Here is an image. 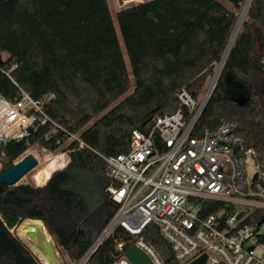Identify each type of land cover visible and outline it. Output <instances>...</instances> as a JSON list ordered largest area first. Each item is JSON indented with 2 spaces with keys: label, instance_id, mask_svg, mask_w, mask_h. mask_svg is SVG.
Returning a JSON list of instances; mask_svg holds the SVG:
<instances>
[{
  "label": "trees",
  "instance_id": "obj_1",
  "mask_svg": "<svg viewBox=\"0 0 264 264\" xmlns=\"http://www.w3.org/2000/svg\"><path fill=\"white\" fill-rule=\"evenodd\" d=\"M246 1L144 0L126 6L116 13L125 56L108 0H0V51L8 53L0 61V94L10 100L20 98L22 90L34 98L54 94L46 113L87 144L79 147L59 128L48 135L50 123L28 140L0 142V173L20 156L46 159L48 150L70 151V162L59 153L37 168L33 178L41 186L0 180V264H40L8 235L25 217L55 228L70 260L81 259L118 209L107 191L104 157L127 153L133 130L149 133L155 117L176 111L182 89L200 94ZM259 28L264 29V0H251L197 126L204 131L223 120L238 122L246 147L263 166L264 35H258ZM206 206L211 213L222 204ZM259 214L264 210L250 220ZM131 239L117 226L85 264H113L120 255L118 242L125 241L127 249ZM145 239L165 262L181 264L157 225L148 226Z\"/></svg>",
  "mask_w": 264,
  "mask_h": 264
},
{
  "label": "built area",
  "instance_id": "obj_2",
  "mask_svg": "<svg viewBox=\"0 0 264 264\" xmlns=\"http://www.w3.org/2000/svg\"><path fill=\"white\" fill-rule=\"evenodd\" d=\"M250 2L239 12L205 92L195 96L182 89L176 111L155 117L149 133L133 130L127 153L104 157L110 180L107 191L118 209L76 264H85L117 226L133 236L129 246L135 243L153 264H168L145 239L150 224L159 227L181 264L203 254L205 264H264V222L257 223L260 214L250 220L253 213L264 210L262 182L255 176L248 179L247 163L255 159V152L246 147L236 121L223 120L204 131L197 126ZM5 73L9 75L10 70ZM54 97L34 98L22 90L20 98L10 100L0 94V142L28 140L33 131L50 123L53 129L48 135L59 128L68 140L86 146L77 133L58 125L46 113L45 106ZM60 153H66L70 162L69 150ZM210 201L222 206L206 213ZM124 245L125 241L118 242L120 255L113 264H132Z\"/></svg>",
  "mask_w": 264,
  "mask_h": 264
},
{
  "label": "water",
  "instance_id": "obj_3",
  "mask_svg": "<svg viewBox=\"0 0 264 264\" xmlns=\"http://www.w3.org/2000/svg\"><path fill=\"white\" fill-rule=\"evenodd\" d=\"M139 2L132 1L131 5H135ZM243 98L242 95L237 96V100H243ZM37 164L38 159L33 154L26 155L25 157L20 156L14 162L13 166L0 173V180L7 185H17L24 175L36 167ZM263 222L264 215H260L257 218V223L260 225ZM15 227L19 238L11 231L12 229H10L8 231L10 240L22 242L32 252L40 264H64L65 261L53 238V235L56 233L55 228L48 227L42 219L28 217L21 219ZM125 255L132 264H153L146 252L135 243L127 248ZM205 261L206 255L203 254L189 264H205Z\"/></svg>",
  "mask_w": 264,
  "mask_h": 264
},
{
  "label": "rangeland",
  "instance_id": "obj_4",
  "mask_svg": "<svg viewBox=\"0 0 264 264\" xmlns=\"http://www.w3.org/2000/svg\"><path fill=\"white\" fill-rule=\"evenodd\" d=\"M127 0H108V3H109V6H110V9L112 11V14H113V17H114V22H115V26L117 28V31H118V34H119V37L121 39V44H122V48H123V52L125 54V48H124V44L122 42V37H121V34H120V31H119V27H118V23H117V20H116V13L126 7V6H129L131 5V2H126ZM139 1H144V0H139ZM139 1H136V2H139ZM222 1V0H221ZM225 5L227 6H231L228 2L226 1H223ZM245 5V4H244ZM244 8V6H243ZM243 8L240 10V13L241 11L243 10ZM245 17V16H244ZM244 19V18H243ZM258 30V29H257ZM258 35H264V29L263 28H259L258 30ZM259 39L257 40V46H259ZM259 48V47H258ZM126 56V54H125ZM8 58V53L7 52H3V51H0V61H4ZM127 58V57H126ZM127 65H128V62H127ZM128 68L130 69L129 65H128ZM211 77H209V79L207 80L206 84H205V87L203 88V90L200 92V94H203V92H205V90L208 88L211 80H210ZM252 81L255 85H257V83L259 82V76L257 73H254L253 75V78H252ZM132 90V89H131ZM130 92V91H129ZM34 145V144H33ZM36 145H39L36 143ZM41 146V145H39ZM42 147V146H41ZM45 149V148H44ZM61 152V151H60ZM60 152H49L47 154V157H46V160H49L51 158H53V156L59 154ZM26 154L25 152L22 154V156ZM29 155V154H27ZM43 162V159L40 158V162L38 160V164L36 167H34L32 170H30L27 174L24 175V177L18 182V184L20 183H31L32 185L38 187L40 185H38L36 183V181L34 180L33 176H34V173L35 171L37 170V168H39L41 166ZM0 169H1V165H0ZM247 170H248V179L251 180L255 175H259V179L260 181L262 182L261 185L264 186V165L263 166H260L256 161L255 159H252L250 158V160L248 161L247 163ZM261 185L259 186L260 189H261ZM12 231V230H11ZM18 238H19V235L16 231H12ZM53 238L55 240V242L57 243V247L63 257V260L68 262V264H76L77 262L75 261H71L68 254L66 253V251L64 250L63 246L61 245V243L59 242V240L57 239L56 235L54 234L53 235Z\"/></svg>",
  "mask_w": 264,
  "mask_h": 264
},
{
  "label": "bare ground",
  "instance_id": "obj_5",
  "mask_svg": "<svg viewBox=\"0 0 264 264\" xmlns=\"http://www.w3.org/2000/svg\"><path fill=\"white\" fill-rule=\"evenodd\" d=\"M132 1H139V0H127L126 2H132ZM251 0H247V4L250 2ZM247 8V5H246V7H245V9ZM33 155H35V154H33ZM36 157H37V159L39 160V162H40V158H42L43 159V162L46 160V159H44L42 156H37V155H35ZM42 162V163H43ZM14 231H16V227L14 228Z\"/></svg>",
  "mask_w": 264,
  "mask_h": 264
},
{
  "label": "crops",
  "instance_id": "obj_6",
  "mask_svg": "<svg viewBox=\"0 0 264 264\" xmlns=\"http://www.w3.org/2000/svg\"><path fill=\"white\" fill-rule=\"evenodd\" d=\"M229 8H231V6H228Z\"/></svg>",
  "mask_w": 264,
  "mask_h": 264
}]
</instances>
